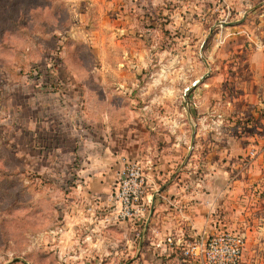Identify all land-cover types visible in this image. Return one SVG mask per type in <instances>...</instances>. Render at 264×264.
I'll return each instance as SVG.
<instances>
[{
  "label": "crops",
  "instance_id": "1",
  "mask_svg": "<svg viewBox=\"0 0 264 264\" xmlns=\"http://www.w3.org/2000/svg\"><path fill=\"white\" fill-rule=\"evenodd\" d=\"M157 1L135 0L134 11L152 15ZM160 2L159 11L174 19L178 30L202 28L199 18L202 13L224 15L227 19L224 28L233 31L229 39L233 42L231 49H240L242 44L248 47L244 62L250 63L253 77L264 74V0ZM117 31H124V27ZM236 43L241 45L237 47ZM253 49L262 51V55L253 56L250 53ZM121 56L113 59L117 64L111 73L82 71L79 66L69 65L66 56L63 64L59 59L57 68L38 76L58 81V85L51 91L40 89L32 97L38 113L34 125L42 128L35 132L34 155L39 158L47 155L51 145L45 147L43 143H49L48 137H54L53 134L65 133L67 136L61 142L70 144V148L63 151L64 155L76 163L65 168V173L73 177L65 201L59 205L54 201L49 213L60 218L63 225L44 231L33 247L40 253L49 250L54 255L58 253L57 264H93L87 263L90 255L102 258L95 264H121L123 259H128L124 264L136 261L195 264L182 256L180 247L164 244L165 239L188 242L203 231L209 234L231 231L238 221L245 239L241 264H264V159L259 155L249 159L247 156L253 150L244 140L234 147L238 139L250 140L252 136L242 133L236 139L230 134L217 138L209 150L211 158L197 170V163H191L193 152L187 159L189 150L196 148V132L170 136L165 131L173 122L183 125L186 121L191 128L194 124L195 107H189L192 105L187 106V117L181 119L186 110L184 88L165 84L164 73L152 74L154 80L143 77L135 64L136 61L140 64L143 54ZM133 57H137L136 61ZM107 58L110 57L103 55L101 60ZM254 58L260 60L263 71L253 68ZM70 59L79 61L82 57L76 50ZM124 61L127 68L121 70ZM232 77L234 80L237 76L232 74ZM242 88L236 89L240 90L238 97H232L227 106L236 115L240 113L239 107L255 108L258 112L250 121H264V116L257 117L264 114V101L253 103ZM198 90L196 87L193 94ZM179 94L183 95V103L178 99ZM169 109L174 112L169 113ZM49 125V131H44ZM142 126L146 134L137 132V127ZM141 135L142 138L138 137ZM60 153L56 150L50 156ZM135 157L150 163L145 170L144 216L104 229L102 218L110 204L116 174L124 161ZM104 254L113 256L111 263L103 261Z\"/></svg>",
  "mask_w": 264,
  "mask_h": 264
},
{
  "label": "rangeland",
  "instance_id": "2",
  "mask_svg": "<svg viewBox=\"0 0 264 264\" xmlns=\"http://www.w3.org/2000/svg\"><path fill=\"white\" fill-rule=\"evenodd\" d=\"M134 3L135 0H0V264H57L58 253H40L33 245L44 231L63 225L60 218L49 213L53 203L65 201L66 189L73 179L65 168L76 162L71 163L64 155L63 151L70 148V144L61 142L65 133H60L61 137L53 134L48 137L49 143H43L45 147L51 145L47 155H34L35 132L42 128L34 125L38 113L32 97L40 89L51 91L58 85V81L38 76L55 67L59 59L63 64L66 56L69 65L79 66L82 71L111 73L116 69V57L143 54L140 64L137 57L132 59L143 77L154 80L152 74L164 73L163 82L169 87H183L186 110L181 119L187 117V106L192 105L189 107H195L194 124L191 128L186 121L183 125L173 122L165 131L170 136L196 132V148L189 150L187 159L194 153L191 163H197V170L211 158L209 150L216 139L226 134L234 139L242 133L251 135L250 140L238 139L234 147L244 140L253 150L249 159L257 155L264 159V121H250L258 111L242 109L238 104L243 114L236 115L226 104L238 97L240 90L236 89L242 87L253 103L264 101V74L253 77L250 63L244 62L248 47L236 43L240 49H231L233 31L224 28L226 17L202 13V28L178 30L174 19L159 11L160 0L152 15L136 13ZM123 27L124 31H117ZM76 50L82 57L79 61L70 59ZM250 53L254 56L263 52L253 49ZM103 55L110 58L102 61ZM124 63L121 70L127 68L128 63ZM260 63L254 58L253 68L262 70ZM232 74L237 76L234 80ZM196 87L199 90L193 94ZM181 96L178 99L183 103ZM260 116L264 114L257 117ZM137 132L146 134L143 126L137 127ZM56 150L60 155L51 157ZM239 224L234 223L231 232L243 236L244 229ZM102 257L105 263L112 262L111 254ZM97 261L102 258H87V263ZM121 261L124 264L128 259Z\"/></svg>",
  "mask_w": 264,
  "mask_h": 264
},
{
  "label": "built area",
  "instance_id": "3",
  "mask_svg": "<svg viewBox=\"0 0 264 264\" xmlns=\"http://www.w3.org/2000/svg\"><path fill=\"white\" fill-rule=\"evenodd\" d=\"M149 164L140 157L124 161L116 174L110 204L102 218L103 225L143 218L147 192L145 170ZM164 244L170 248L180 247L182 256L195 264H241L244 237L226 230L212 234L203 231L191 241L167 237Z\"/></svg>",
  "mask_w": 264,
  "mask_h": 264
}]
</instances>
